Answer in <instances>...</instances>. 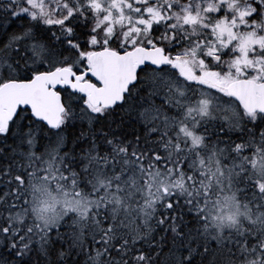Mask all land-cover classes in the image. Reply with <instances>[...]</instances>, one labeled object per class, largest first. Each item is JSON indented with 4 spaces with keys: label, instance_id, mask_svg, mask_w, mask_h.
I'll list each match as a JSON object with an SVG mask.
<instances>
[{
    "label": "snow or ice",
    "instance_id": "6c2138e0",
    "mask_svg": "<svg viewBox=\"0 0 264 264\" xmlns=\"http://www.w3.org/2000/svg\"><path fill=\"white\" fill-rule=\"evenodd\" d=\"M0 264H264V0H0Z\"/></svg>",
    "mask_w": 264,
    "mask_h": 264
}]
</instances>
